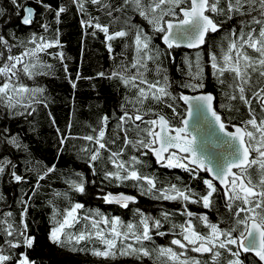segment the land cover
<instances>
[{
  "label": "snow or ice",
  "instance_id": "1",
  "mask_svg": "<svg viewBox=\"0 0 264 264\" xmlns=\"http://www.w3.org/2000/svg\"><path fill=\"white\" fill-rule=\"evenodd\" d=\"M22 13V23L31 25L35 10L18 0H11ZM46 11L55 12L59 23L65 6L52 9L44 0H37ZM84 28L102 32L109 53L111 41L131 37L133 55L123 60L102 78L117 79L132 93L121 105L115 129L108 134L110 117L99 120L93 134L79 137L87 143L79 151L85 156L93 176L98 173L109 185L131 186L140 196L154 200L177 202L178 214L184 219L177 223L175 213L162 210L159 217L134 209V218L125 221L120 216H109L100 209H85L80 202L69 201L58 208L50 200L52 215L49 240L72 252H85L103 260L129 257L137 261L147 258L152 264H245L242 256L251 254L256 264H264V0H72ZM87 5L96 6L109 17L102 24L92 16ZM0 9V14H2ZM137 16L146 22H132ZM230 21L234 24L228 25ZM119 28L110 31L113 25ZM49 32L50 25H41ZM222 29L218 51L205 55L197 51L195 57L185 56L177 70L185 77L178 87L185 91L174 93L173 81L163 64L165 57L173 59L171 50L182 45L201 49L210 34ZM159 37L165 51L153 43ZM59 32L54 36L33 33L19 44H10L0 35V108L9 116H32L39 106L47 107L46 89L26 81H36L50 75L53 65L43 57L51 56L61 63L63 52H49L61 48ZM19 48L18 52L14 49ZM115 59V57H113ZM222 88L225 103L220 108L240 114L225 117L215 107L216 97L204 91L206 69ZM67 73V65H64ZM81 77L77 74V80ZM72 87L76 83L69 79ZM183 103L184 110L179 107ZM154 105H163L171 115ZM241 108L245 113H241ZM51 117V113H49ZM52 123L55 124L54 118ZM69 129L71 123H69ZM231 129V130H230ZM61 148L72 138L57 128ZM0 141L6 146L21 148L18 135L7 128L0 129ZM220 149L222 151L214 152ZM151 155L157 165L167 169H182L193 179L201 172L211 178L203 179L204 192H197L187 184L168 182L161 185L159 178L147 172L148 164L142 159ZM219 159L214 164L213 158ZM6 169L16 183H27L24 175L17 174L10 159L0 158V174ZM36 174L32 194L41 188V182L56 171V165L43 166L37 162L28 167ZM179 181V177L176 178ZM68 189L86 194L87 180L83 173L65 180ZM95 183V181H93ZM222 194L226 218L210 220L207 213H194L188 205H200L212 210L215 195ZM56 197L68 198V191L56 192ZM24 196L28 199L25 200ZM105 204H116L129 209L137 197L123 192L104 193ZM0 199H3L0 196ZM32 196L23 193L19 223L11 211L0 214V264H36L26 252L12 250L31 248L35 238L28 233L26 216ZM165 224L169 227L165 228ZM202 229V230H201ZM171 235L168 245H157L155 237ZM10 238V239H9ZM195 253L196 255H190Z\"/></svg>",
  "mask_w": 264,
  "mask_h": 264
},
{
  "label": "trees",
  "instance_id": "2",
  "mask_svg": "<svg viewBox=\"0 0 264 264\" xmlns=\"http://www.w3.org/2000/svg\"><path fill=\"white\" fill-rule=\"evenodd\" d=\"M44 2L50 4L52 9L59 6L67 8V11L61 14L59 23L55 20V12L46 11L37 3V0H18V3L24 6H32L37 12L36 20L31 26L26 27L22 24L24 13L14 6L11 0H0V9L3 10L0 14V35L8 39L10 44H19L20 41L27 40L33 33L54 36L58 30L62 47L49 49V52L61 51L65 57L64 62L61 63L51 56H44L43 58L53 65L51 74L41 76L34 82L26 81V83L36 84L46 89L45 95L48 99L46 108L39 106L32 116L17 117L9 116L5 109L0 108V129L7 128L11 134L18 135L22 145L21 148H16L11 145L6 146L3 141H0V158L10 159L16 165L17 174L24 175L27 180V183H16L8 174V169L4 174H0V196L3 197L0 199V214L11 211L13 218L19 223L21 205L18 201L25 192L28 196H32V199L28 201L26 222L29 235L35 238L34 244L31 248L21 247L12 251L13 253L26 252L36 264H152V261L147 258L142 261L129 257L103 260L93 257L89 253L72 252L69 248H62L49 240L52 215L50 200H54L58 208L68 206L69 201L80 202L85 205V209L98 208L106 215L120 216L125 221L134 218V209L137 207L154 217H159L162 210L173 212L175 213L173 219L177 223L181 222L184 217H181L177 212V209L181 208L177 202L160 201L148 196H140L134 187L109 185L102 180L101 174L92 175L85 156L79 151L81 146L87 142L79 139V137L93 134L92 129L98 127L99 120L104 115L110 117L108 134L111 135L112 130L115 129L118 117L122 114L121 105L125 103V97L131 96L132 93L119 80L102 78L97 74L99 72L108 74L122 60L125 63L131 60L132 49L125 48L126 43H131V37L111 41L113 52L109 53L108 42H106L102 32L96 31V34L93 35V29L82 27L81 20L88 19V17L77 12L72 0H44ZM87 7L89 13L99 17L102 24L109 23L110 18L104 15L102 11H97L96 6L87 5ZM132 22L142 24L146 30L150 31L146 22H143L141 18L132 16ZM44 23L50 25L47 33L41 27ZM234 23L235 21H230L228 25H225V29ZM120 26V24L113 25L110 31ZM225 29L219 33L210 34L204 48L197 50L205 55V60L209 51L219 50L218 45ZM153 36V43L159 46L161 52L165 51L166 47L159 37L155 34ZM19 50L16 48L14 52ZM197 51L173 49L171 55L174 60L167 57L163 59V64L174 82L172 87L174 93L185 91L186 94H192L178 87V82L185 77L177 69L183 66L186 55L194 58ZM64 65H67V73ZM77 74L81 77L79 80H77ZM69 79L76 83L75 88L72 87ZM205 85L204 91L211 92L216 97L217 110L225 117H234V122L238 121L240 119L239 113L228 112L220 108L221 103L226 101L222 95L221 86L211 75L210 68L206 69ZM154 107L163 109L164 113L171 115L170 110L164 108L163 105H154ZM184 107L181 102L179 110L183 111ZM49 113H51V117ZM241 113H245V109L241 108ZM52 118H54L55 124L52 123ZM69 123H71L70 129ZM57 128L60 129L61 133L70 134L72 137L65 142L63 148L59 144L60 136L57 133ZM142 159L146 160L148 164L146 171L154 173L159 178L161 185L168 182L183 183L197 192L205 191L203 179L208 178L206 173H200L199 178L193 179L189 173L182 169L160 167L151 155ZM37 162L43 166L55 164L56 171L41 182V188L33 195L31 189L35 184L36 174L28 172L26 169L35 166ZM76 172L83 173L87 180L86 194L71 192L65 183L66 179L74 178ZM177 177L180 178L179 181L176 179ZM65 191H68L67 199L54 195L56 192L63 193ZM107 192H123L133 195L137 197L138 202L130 205L129 209L105 204L100 197ZM24 199L27 200L28 197L24 196ZM214 199L216 206L212 210L203 209L196 204H190L188 208L194 213H207L210 220L213 221L226 218L222 194L215 195ZM168 227L165 224V228L162 230L166 231ZM0 239H3L2 234H0ZM171 239V235L155 237V243L168 245ZM0 247L7 249L6 245H0ZM190 255L196 254L190 253ZM242 259H245V264H256L252 255L245 254Z\"/></svg>",
  "mask_w": 264,
  "mask_h": 264
},
{
  "label": "water",
  "instance_id": "3",
  "mask_svg": "<svg viewBox=\"0 0 264 264\" xmlns=\"http://www.w3.org/2000/svg\"><path fill=\"white\" fill-rule=\"evenodd\" d=\"M32 7V6H31ZM33 8V7H32ZM34 9V8H33ZM35 10V9H34ZM36 16H37V12H36V10H35V15H34V17H33V22L36 20ZM23 24V23H22ZM24 25V24H23ZM24 26H26V27H29V26H31V25H24ZM208 38V37H207ZM206 38V39H207ZM205 46V45H204ZM204 46H202V48L201 49H203L204 48ZM166 47V46H165ZM174 49H182V50H186V51H189V52H191V51H197V50H200V49H189V48H187V47H185V46H181V47H178V48H174ZM214 95V94H213ZM215 96V95H214ZM214 104H215V107H216V100L214 101ZM231 130V129H230ZM214 152H219V151H222V150H220V149H215V150H213ZM219 158L218 157H214L213 158V163L215 164L216 162H217V160H218ZM155 160V159H154ZM201 173H203V174H205V172H201ZM207 174V176H208V178H211L210 176H209V174L208 173H206ZM113 205H116V204H113ZM118 206V205H117ZM249 255H251V254H249Z\"/></svg>",
  "mask_w": 264,
  "mask_h": 264
}]
</instances>
